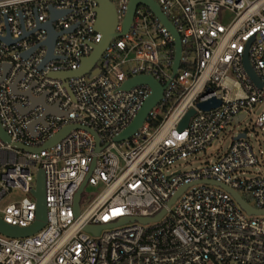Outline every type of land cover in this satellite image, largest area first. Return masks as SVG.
Returning a JSON list of instances; mask_svg holds the SVG:
<instances>
[{
    "label": "built area",
    "instance_id": "1",
    "mask_svg": "<svg viewBox=\"0 0 264 264\" xmlns=\"http://www.w3.org/2000/svg\"><path fill=\"white\" fill-rule=\"evenodd\" d=\"M109 1L118 36L95 64L97 74L67 81L71 98L48 74L78 70L91 45L100 42L102 35L94 28L97 3L0 0V37L11 39L0 38V126L10 139L0 138V203L12 190L23 195L0 208V219L17 228L32 225L39 170L46 206L45 225L36 233L0 234V264H264V215H247L227 191L207 183L223 184L252 208L264 209V173L244 177L258 165L247 128H264V110L255 113L256 105L264 103V0H154L180 38L174 75L169 30L138 4L122 33L130 1ZM49 8L58 12L52 20L54 57L39 69L47 54V33L39 25L50 19ZM245 52L260 87L246 73ZM136 76H151L164 86L163 95L138 132L117 143L113 138L151 93L146 85L121 88ZM28 89L33 98L44 94L47 106L58 103L66 116L46 114L40 105L20 113L31 107L23 95ZM211 99L220 104L206 111L198 107ZM189 110L194 114L178 130ZM246 120L213 161L199 169L170 171L176 161L204 152L227 127ZM67 125L78 129L42 148ZM86 128L97 135L99 152ZM240 134L245 138L235 139ZM89 172L86 185L100 191L83 208L79 203L76 217L74 196ZM124 218L149 221L120 222ZM87 225L101 228L93 235L84 231Z\"/></svg>",
    "mask_w": 264,
    "mask_h": 264
},
{
    "label": "water",
    "instance_id": "2",
    "mask_svg": "<svg viewBox=\"0 0 264 264\" xmlns=\"http://www.w3.org/2000/svg\"><path fill=\"white\" fill-rule=\"evenodd\" d=\"M97 3V9H96V20L94 24L95 30L102 35V38L98 44L91 45V53L87 56L84 57L81 62H80V67L76 71H71V72H55V73H49L48 77L51 79H56L59 80L65 90L67 91L68 95L72 97V93L68 84V80L73 77H78V76H83V75H95L99 72V70L95 69V64L97 61L100 59L101 55L105 51L106 47L109 45L111 40L115 37L118 36V34L115 32V28L117 25V19H116V13H115V8L113 4L109 0H94ZM129 6L127 9V13L123 19V28H122V33H125L128 31L133 12L135 7L138 4L147 6L153 14L160 20V22L169 30V32L172 34V37L174 39V45H175V54H174V60L172 64V72L173 75L175 74L178 66H179V60L181 56V44H180V38L178 33L176 32L175 28L173 25L166 19V17L161 13L158 5L154 2V0H129ZM49 13H50V19L45 23V24H40L39 27L41 29H44L47 33V39L44 41L43 45L47 48V54L45 57L44 62L41 64L39 69L43 68L44 63L47 61L53 59V45L55 42L56 38V33L53 30L52 27V20L57 16V13L55 10L52 8H49ZM22 24V23H21ZM121 33V34H122ZM1 40L5 42H11V39L9 36L7 37H0ZM33 49L25 52L22 54L24 58L28 57L29 54L31 53ZM243 64L246 70L247 75L249 78L255 82L259 87L261 86L259 83L258 78L255 76L252 68L249 65L248 58H247V53L245 52L243 55ZM20 78V77H19ZM138 85H146L150 88L151 93L149 97L144 101L142 104L141 108L131 121V123L123 130L121 131L118 135H116L113 138L114 142H122L125 140H128L132 136H134L138 130L141 128L143 123L145 122L149 112L151 109H153L157 103L161 100L163 91H164V86H162L160 83L155 81L151 76H136L133 77L129 80H127L123 85L122 89L128 90L129 88L133 86H138ZM12 90L14 93H18L16 89V83L13 84ZM26 97L30 99L31 107H29L27 110H21L20 113H26L28 112L33 106L35 105H40L44 108L46 114H57L59 116H66L65 112H61L58 108V103H55V106H47L44 102V94L41 95L39 98H33L31 95L30 89H28L24 94ZM220 104L219 101L215 99H211L205 103H199L198 107L201 110H209L210 108H214ZM194 114L193 110L187 111L182 119L180 120V123L178 125V130H182L185 128L188 124V121L190 117ZM40 123H43V118L40 120ZM35 123L30 124V130H32V127L34 126ZM73 129H78L77 126L75 125H67L63 128H61L56 134H54L52 137H50L42 146V148H49L55 143L59 142L61 139H63L71 130ZM88 132L92 134L94 137L95 143H96V152H99L101 149L100 146V141L97 137V135L91 131L90 129L86 128ZM245 138V134H240L235 139L238 138ZM0 138L4 142H10L9 137L3 132L1 126H0ZM17 148L23 149L28 152H35L37 149L34 148H27L24 146H21L20 144H15L14 145ZM93 167V164L91 166V169ZM91 172V171H90ZM90 172L87 174L83 182L81 183L77 193L74 196V215L77 217L79 215V203L81 199V193L86 185L87 179L90 175ZM208 184L216 185L227 191L233 199L236 201V203L239 205V207L247 214V215H264V209L263 210H257L249 206L240 196L237 192L234 190L230 189L229 187L208 181ZM183 188L178 190L176 194L172 197V199L169 201L168 206L171 205L174 200L178 197V195L182 192ZM32 195L36 200V212H35V221L32 223L31 226L28 228H17V227H12L6 223H4L0 219V234L7 236V237H26L30 236L37 231H39L46 222V206H45V195H44V174L41 170H39L36 173L35 177V188L32 190ZM136 220L139 223H147L149 221L148 218H124L120 222H126L128 220ZM101 226H85L84 231L90 232L93 235H96L97 232L100 230Z\"/></svg>",
    "mask_w": 264,
    "mask_h": 264
},
{
    "label": "rangeland",
    "instance_id": "3",
    "mask_svg": "<svg viewBox=\"0 0 264 264\" xmlns=\"http://www.w3.org/2000/svg\"><path fill=\"white\" fill-rule=\"evenodd\" d=\"M264 110V103L257 104L255 108V113ZM248 123L246 120L244 123L239 125L238 127H233V125L226 128L225 134L219 135V138L213 141L212 145L208 147L204 152H200L196 154L194 157H189L185 160L176 161L173 166L170 168V171L181 170V171H190L194 169H199L204 162L213 161L215 158V154L224 153L230 144L231 139L237 135L238 131ZM250 128V124L248 126ZM248 141L253 149L255 156L258 159V165L251 167L246 170V174L244 177H248L250 175H255L257 173H264V128L263 130L257 128L252 131L247 128ZM100 188H93L90 185H85L82 193L80 204L83 206L87 205V203L98 195ZM23 197L22 193L18 190H12L0 203V208L3 206L12 203L14 201L20 200Z\"/></svg>",
    "mask_w": 264,
    "mask_h": 264
},
{
    "label": "trees",
    "instance_id": "4",
    "mask_svg": "<svg viewBox=\"0 0 264 264\" xmlns=\"http://www.w3.org/2000/svg\"><path fill=\"white\" fill-rule=\"evenodd\" d=\"M154 125H156V124H154Z\"/></svg>",
    "mask_w": 264,
    "mask_h": 264
}]
</instances>
